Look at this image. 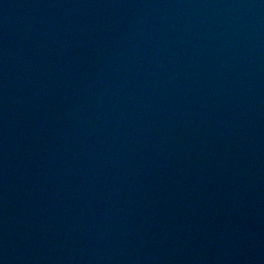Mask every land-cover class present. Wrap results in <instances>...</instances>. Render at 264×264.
I'll use <instances>...</instances> for the list:
<instances>
[{
    "label": "water",
    "instance_id": "1",
    "mask_svg": "<svg viewBox=\"0 0 264 264\" xmlns=\"http://www.w3.org/2000/svg\"><path fill=\"white\" fill-rule=\"evenodd\" d=\"M0 264H264V0H0Z\"/></svg>",
    "mask_w": 264,
    "mask_h": 264
}]
</instances>
